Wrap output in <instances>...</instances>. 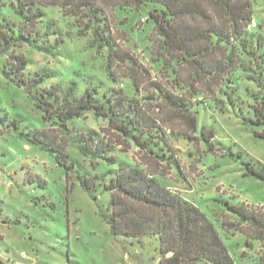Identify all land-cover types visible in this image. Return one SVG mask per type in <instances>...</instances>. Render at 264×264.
Listing matches in <instances>:
<instances>
[{"label":"rangeland","instance_id":"374dc122","mask_svg":"<svg viewBox=\"0 0 264 264\" xmlns=\"http://www.w3.org/2000/svg\"><path fill=\"white\" fill-rule=\"evenodd\" d=\"M36 1L42 16L34 26L17 14L14 0H3L0 9V27L18 38L0 53V259L7 264H158L154 237L116 236L101 216L109 212L102 186L111 179L110 167L85 156L78 143L94 132L114 144L117 162L157 170L163 185L202 209L235 264H264V241L226 207L240 204L264 212V180L246 167H264V123L247 122L264 102V0H251L247 28L251 46L261 44L258 57L238 47L249 69L238 66L218 86L196 79L178 57L170 59L149 15L160 5L97 0L93 7L72 8ZM16 55L27 60L21 72L11 65ZM39 76L42 81L31 88ZM54 87H74L76 96L95 88L99 101L121 92L156 120L142 138L156 143L155 151H166L167 161L151 159L93 110L68 120L65 128L43 119L37 98ZM228 96L235 101L229 103ZM175 101L178 106L171 104ZM186 114L196 119L194 131ZM203 127L214 131L209 141L201 135ZM34 131L65 144L77 162L69 179L48 151L26 138ZM84 176L95 179L97 199L80 185Z\"/></svg>","mask_w":264,"mask_h":264},{"label":"trees","instance_id":"16d2710c","mask_svg":"<svg viewBox=\"0 0 264 264\" xmlns=\"http://www.w3.org/2000/svg\"><path fill=\"white\" fill-rule=\"evenodd\" d=\"M17 14L28 25L34 26L42 16L36 0H14ZM118 5L137 7L147 3L161 6L149 11L157 32L162 36V47L170 59L178 57L182 66L193 70L196 79L220 85L238 66H244L238 47L243 52L257 58V49L251 46L247 37V28L251 23V0H105ZM97 0H52V4L62 7H93ZM4 5L0 0V9ZM1 19V14H0ZM9 31V33H8ZM18 38L7 27H0V53H7ZM16 72H21L27 60L20 55L12 56ZM259 66V64H255ZM9 74V73H7ZM42 77H35L29 86L36 88ZM24 81V80H22ZM157 86L156 88H158ZM159 89V88H158ZM74 87L64 91L57 87L41 92L36 105L42 111L45 120H57L65 128L68 120L80 117L85 111L93 110L96 115L107 119L109 127L129 137L142 151L156 162L167 161L166 151H155L151 141L142 138L150 128L155 127L152 119L137 104L128 100L121 92H111L99 101L95 97V88H86L81 96H76ZM161 91V89H160ZM214 97L215 91L211 92ZM229 103L235 100L227 97ZM178 106V102H172ZM254 119L247 122L264 123V102L254 108ZM128 120H124V118ZM190 130L196 129V119L186 114ZM121 118V119H119ZM245 120V119H244ZM158 127V126H157ZM201 135L205 141L214 137L212 128L203 127ZM33 144L48 151L57 165L64 168L67 178L77 166L70 159L65 144L54 142L44 132L34 131L25 134ZM79 149L85 156H91L102 164L109 165L111 179L103 183V189L109 194L108 213L101 212L111 232L127 238L154 237L157 240L158 264H235L225 241L213 221L198 206L182 198L178 193L163 185L157 176V170L144 169L139 165L117 162L113 151L114 144L108 140L96 138L89 133L78 139ZM119 143V142H117ZM117 165V168H113ZM256 177L264 180V167L259 170L246 166ZM80 185L93 195L95 179L84 176ZM227 210L235 214L241 222L254 231V238L264 241V212L240 204H227ZM0 264H7L0 259Z\"/></svg>","mask_w":264,"mask_h":264}]
</instances>
